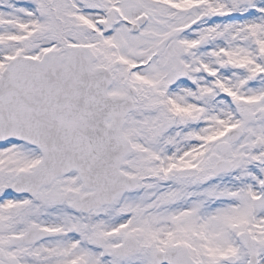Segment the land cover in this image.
Instances as JSON below:
<instances>
[{"label": "snow or ice", "instance_id": "1", "mask_svg": "<svg viewBox=\"0 0 264 264\" xmlns=\"http://www.w3.org/2000/svg\"><path fill=\"white\" fill-rule=\"evenodd\" d=\"M0 264H264V0H0Z\"/></svg>", "mask_w": 264, "mask_h": 264}]
</instances>
